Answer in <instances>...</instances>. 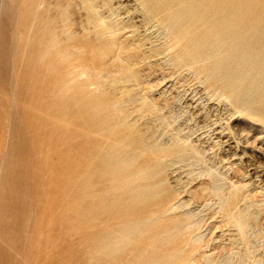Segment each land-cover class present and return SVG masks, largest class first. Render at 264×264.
I'll use <instances>...</instances> for the list:
<instances>
[{
  "label": "rangeland",
  "instance_id": "obj_1",
  "mask_svg": "<svg viewBox=\"0 0 264 264\" xmlns=\"http://www.w3.org/2000/svg\"><path fill=\"white\" fill-rule=\"evenodd\" d=\"M0 2V264H264V0Z\"/></svg>",
  "mask_w": 264,
  "mask_h": 264
},
{
  "label": "bare ground",
  "instance_id": "obj_2",
  "mask_svg": "<svg viewBox=\"0 0 264 264\" xmlns=\"http://www.w3.org/2000/svg\"><path fill=\"white\" fill-rule=\"evenodd\" d=\"M1 1H3V0H1ZM132 1V0H131ZM0 3H2V2H0ZM38 4V6H39V8H41V7H44L45 6V4L43 3V2H39V3H37ZM106 4V3H105ZM129 4V3H128ZM135 5V4H134ZM1 7H2V5H1ZM1 7H0V9H1ZM92 7H93V11H94V15L95 16H97L98 17V22H99V24H101L102 26H104V28H105V31L106 30H110L109 28V25H108V23L106 22V20H105V15H104V13H101L99 10H97V8L95 7V5L93 4L92 5ZM133 8V7H132ZM92 9V8H91ZM26 13L27 12H24V14H23V17L25 18L26 17ZM62 13V12H61ZM66 15V14H65ZM132 16V15H131ZM115 17V16H114ZM116 21V20H115ZM34 24H35V22H32L31 23V27L29 28V33H31L32 31H33V29H34ZM153 25V24H152ZM151 25V26H152ZM65 29V28H64ZM61 30V29H60ZM53 31V30H52ZM62 31H64V32H62V36H63V33H65V34H67V35H69V34H72L73 33V30H72V28H70V27H67V29H65V30H63L62 29ZM109 32V31H108ZM108 32H107V34H108ZM29 33H28V36H29ZM57 33V32H56ZM55 33V34H56ZM64 34V35H65ZM109 35V34H108ZM58 37V36H57ZM58 39V38H57ZM60 39V38H59ZM59 39L57 40L58 42H60L59 41ZM65 39V38H64ZM68 39H70V38H68ZM28 37H27V34L25 33V32H22V35H21V56L22 57H25V56H27V54H28V51H29V45H28ZM55 40H56V38H55ZM62 40V39H61ZM66 41V40H65ZM63 42V41H62ZM68 49V48H67ZM57 51V50H56ZM78 51H80V50H78ZM81 51H83V50H81ZM80 51V52H81ZM65 53H63V52H60V54L61 53H63V55H61L62 56V58H63V56H64V54L65 55H69V56H72L71 54L72 53H74L75 51H72V50H69L68 49V51H64ZM58 53V52H57ZM84 54V53H83ZM68 58V57H67ZM73 62V61H72ZM82 67V66H81ZM75 69V68H74ZM80 73L81 74H85V75H87L86 73V70L84 69V67H82V69L80 70ZM90 73V72H89ZM81 76V75H80ZM82 77V76H81ZM89 78V77H88Z\"/></svg>",
  "mask_w": 264,
  "mask_h": 264
}]
</instances>
